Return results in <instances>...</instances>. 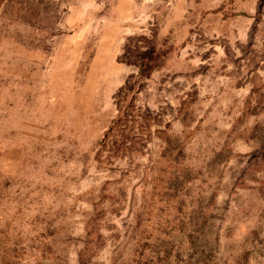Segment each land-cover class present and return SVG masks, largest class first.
<instances>
[{"label":"rangeland","instance_id":"obj_1","mask_svg":"<svg viewBox=\"0 0 264 264\" xmlns=\"http://www.w3.org/2000/svg\"><path fill=\"white\" fill-rule=\"evenodd\" d=\"M0 264H264V0H0Z\"/></svg>","mask_w":264,"mask_h":264},{"label":"crops","instance_id":"obj_2","mask_svg":"<svg viewBox=\"0 0 264 264\" xmlns=\"http://www.w3.org/2000/svg\"><path fill=\"white\" fill-rule=\"evenodd\" d=\"M241 2V1H240ZM240 4H242V2L240 3ZM251 4H253L254 5V3H253V1L251 2ZM241 7H243V5H241ZM241 12H246V13H249V11H250V13H251V8L249 7V8H247V9H243V8H240L239 9ZM253 10H254V8H253ZM252 10V11H253ZM237 17H239V16H237ZM240 17H242V18H244L243 16H240Z\"/></svg>","mask_w":264,"mask_h":264},{"label":"trees","instance_id":"obj_3","mask_svg":"<svg viewBox=\"0 0 264 264\" xmlns=\"http://www.w3.org/2000/svg\"><path fill=\"white\" fill-rule=\"evenodd\" d=\"M219 9H220V10L223 9V4H222L219 8L215 9V10H219ZM235 14H236V13H230L229 15H230V16H234Z\"/></svg>","mask_w":264,"mask_h":264}]
</instances>
